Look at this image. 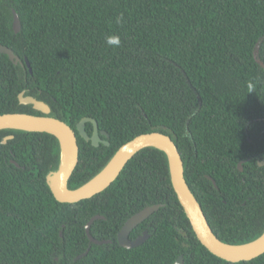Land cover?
<instances>
[{
	"label": "trees",
	"instance_id": "16d2710c",
	"mask_svg": "<svg viewBox=\"0 0 264 264\" xmlns=\"http://www.w3.org/2000/svg\"><path fill=\"white\" fill-rule=\"evenodd\" d=\"M111 34L119 47L105 43ZM0 44L20 59L0 53V114L43 115L20 104L24 92L75 131L69 188L126 141L161 131L219 240L239 244L263 232L264 0H0ZM83 117L107 132L100 137L108 145L78 134ZM92 129L87 122L89 136ZM58 162L55 136L0 130V264H173L180 255L183 264H264V252L232 263L199 242L159 149L139 150L108 187L76 203L57 201L46 183ZM154 204L129 233L147 238L121 246L124 222ZM95 215L89 234L107 243L89 240L85 225Z\"/></svg>",
	"mask_w": 264,
	"mask_h": 264
},
{
	"label": "water",
	"instance_id": "95a60500",
	"mask_svg": "<svg viewBox=\"0 0 264 264\" xmlns=\"http://www.w3.org/2000/svg\"><path fill=\"white\" fill-rule=\"evenodd\" d=\"M12 27L15 32L20 28L18 16L14 11ZM0 53L7 54L9 59L14 63L20 61L12 49L1 44ZM25 62L26 65L29 66L26 59ZM257 62L264 67V64L259 59ZM18 99L20 104H30L35 110L41 112L43 115L28 113L0 114V130L11 129L28 132H45L57 138L59 143V162L54 170L49 171L45 175L46 183L57 201L76 203L101 192L117 178L125 163L139 150L146 147H154L163 151L166 155L173 190L197 239L208 251L232 263L251 260L264 252V230L255 239L239 244L226 243L215 236L207 222L200 204L185 181L183 161L174 140L170 135L161 131H150L133 137L120 145L106 164L95 175L78 187L71 189L68 187V182L78 163V144L75 131L63 120L51 116L49 114L50 108L45 102L30 95L25 96L24 92L18 94ZM87 122H90L93 127L90 136L85 131V124ZM162 128L164 130L167 129L166 127ZM76 130L84 140L90 141L94 146H97L100 142L108 145V142L100 137V134L107 136V132L104 130L99 131L96 120L91 117L81 118L76 124ZM11 137L12 135H7L2 142L5 143L6 140ZM64 150L66 151V157L63 160ZM258 165H264V158L258 161ZM239 169H242L241 163H239ZM158 207V204L146 206L129 217L117 233V242L126 248L140 245L147 238V232L143 231L141 235L132 240L129 239V233L137 224L145 220L151 213L157 210ZM97 218H101V216H93L86 223L85 230L90 242L95 244L107 243L109 242L108 240H97L89 234L90 225ZM226 246L249 247L242 251H228ZM80 256L81 255L77 256V258ZM173 264H183L182 256H178Z\"/></svg>",
	"mask_w": 264,
	"mask_h": 264
},
{
	"label": "clouds",
	"instance_id": "9594fccd",
	"mask_svg": "<svg viewBox=\"0 0 264 264\" xmlns=\"http://www.w3.org/2000/svg\"><path fill=\"white\" fill-rule=\"evenodd\" d=\"M123 22V13H121L119 16L116 17V23H122ZM105 43L112 47H119L121 40L120 36L117 34H111L105 37Z\"/></svg>",
	"mask_w": 264,
	"mask_h": 264
},
{
	"label": "bare ground",
	"instance_id": "6f19581e",
	"mask_svg": "<svg viewBox=\"0 0 264 264\" xmlns=\"http://www.w3.org/2000/svg\"><path fill=\"white\" fill-rule=\"evenodd\" d=\"M65 157H66V151L64 150V152H63V160L65 159ZM251 246H252V244H251ZM248 247L249 246H240V247L226 246L228 251H233V250L242 251V250H244L245 248H248Z\"/></svg>",
	"mask_w": 264,
	"mask_h": 264
},
{
	"label": "flooded vegetation",
	"instance_id": "af4514ba",
	"mask_svg": "<svg viewBox=\"0 0 264 264\" xmlns=\"http://www.w3.org/2000/svg\"><path fill=\"white\" fill-rule=\"evenodd\" d=\"M5 137H6V136H5ZM5 137H4V138H5Z\"/></svg>",
	"mask_w": 264,
	"mask_h": 264
}]
</instances>
